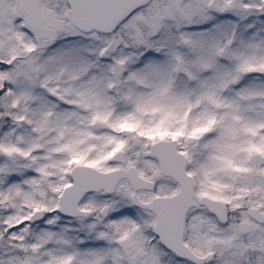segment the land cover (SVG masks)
Returning <instances> with one entry per match:
<instances>
[{
	"label": "snow or ice",
	"instance_id": "snow-or-ice-1",
	"mask_svg": "<svg viewBox=\"0 0 264 264\" xmlns=\"http://www.w3.org/2000/svg\"><path fill=\"white\" fill-rule=\"evenodd\" d=\"M0 264H264V0H0Z\"/></svg>",
	"mask_w": 264,
	"mask_h": 264
}]
</instances>
